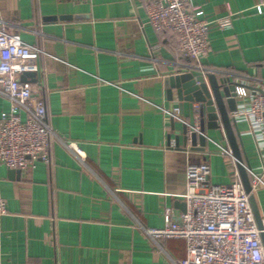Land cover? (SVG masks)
Here are the masks:
<instances>
[{
	"label": "crops",
	"instance_id": "1",
	"mask_svg": "<svg viewBox=\"0 0 264 264\" xmlns=\"http://www.w3.org/2000/svg\"><path fill=\"white\" fill-rule=\"evenodd\" d=\"M146 2L0 0L5 29L44 51L33 83L56 135L51 166L38 162L11 173L0 165L7 209L0 215V264H173L185 256V240L155 241L144 228L161 227L165 207L185 210L186 165L207 162L215 184L241 180L236 161L209 138L204 152L184 146L190 103L176 89L168 92L164 79L203 72L172 50L175 35L151 27ZM192 2L194 16L210 24L211 49L200 65L247 85L237 98L245 102L251 89L264 87V0ZM222 17H230L229 28L217 26ZM9 104L0 95V113ZM231 121L244 165L262 176L251 194L263 227L264 147L248 123ZM205 134L230 148L222 127ZM60 139L82 146L85 165Z\"/></svg>",
	"mask_w": 264,
	"mask_h": 264
},
{
	"label": "built area",
	"instance_id": "2",
	"mask_svg": "<svg viewBox=\"0 0 264 264\" xmlns=\"http://www.w3.org/2000/svg\"><path fill=\"white\" fill-rule=\"evenodd\" d=\"M145 11L148 23L156 32L169 31L177 37L173 51L193 59L203 73L208 72L200 65V59L211 49L210 24L194 16L192 0H147ZM3 23L0 20V95L10 104L8 110L0 113V165L20 172L34 169L38 162L51 166V139L56 135L47 123L42 93L36 83L20 79L22 73L38 71L37 61L44 51L8 32ZM216 24L226 29L231 26V19L218 18ZM251 91L245 102L237 104L230 118L235 123H248L260 150L264 147V87H254ZM191 128L201 133L197 123ZM202 134L216 144L221 155L236 161L230 148ZM61 142L85 165L86 154L78 142ZM245 169L252 191L260 185L262 176L249 167ZM210 172L207 162L188 163L185 210L176 213L165 207L163 225L145 227L144 231L155 241L185 240L186 254L172 259L173 264H264L261 241L264 226L260 229L255 221L249 193L238 178L224 184L212 183ZM6 210L0 190V215Z\"/></svg>",
	"mask_w": 264,
	"mask_h": 264
},
{
	"label": "water",
	"instance_id": "3",
	"mask_svg": "<svg viewBox=\"0 0 264 264\" xmlns=\"http://www.w3.org/2000/svg\"><path fill=\"white\" fill-rule=\"evenodd\" d=\"M35 76V72H25L20 75V79L34 82L36 80ZM164 82L169 89L168 92L176 89L178 98L190 103L189 126L184 125L182 128V142L184 146L189 145V149L191 150L204 152L206 150V138L202 133H205L206 129H218L220 127L224 129L232 154L236 158V167L241 182L246 192L249 193V201L254 218L261 229L260 216L254 197L251 194L250 178L245 169L236 138V134L239 137L240 134L236 124L233 125L230 118V113L237 108V98L241 94L240 89L249 87L244 83L232 80L229 76L219 75L215 72L194 74L193 72L185 71L169 75L164 79ZM195 102H197L198 126L201 133L191 128V126H196V110L193 107V103ZM234 130L237 131L236 134ZM15 172L20 171H11V173ZM261 237L264 243L263 232L261 233Z\"/></svg>",
	"mask_w": 264,
	"mask_h": 264
}]
</instances>
